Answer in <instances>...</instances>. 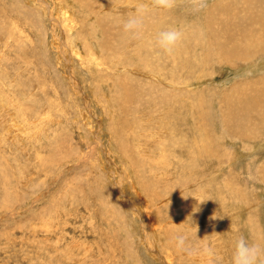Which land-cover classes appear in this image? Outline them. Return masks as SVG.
<instances>
[{"label": "rangeland", "instance_id": "obj_1", "mask_svg": "<svg viewBox=\"0 0 264 264\" xmlns=\"http://www.w3.org/2000/svg\"><path fill=\"white\" fill-rule=\"evenodd\" d=\"M142 1L0 0V264H231L241 236L264 247V112L245 110L264 101V50L204 59L220 21L259 19L264 0L152 10L128 46ZM195 227L214 261L175 251Z\"/></svg>", "mask_w": 264, "mask_h": 264}, {"label": "clouds", "instance_id": "obj_2", "mask_svg": "<svg viewBox=\"0 0 264 264\" xmlns=\"http://www.w3.org/2000/svg\"><path fill=\"white\" fill-rule=\"evenodd\" d=\"M206 3L207 0H150L149 5H142L136 8L135 15L122 21L123 31L130 38L139 39L144 26V17L150 11L172 10L174 8L184 7L187 8L190 14L197 15L206 7ZM183 35L184 34L180 30L174 28L160 31L155 37L154 46L164 53L171 54L177 44L182 40ZM193 35L202 39L204 37V32L203 30H199L198 32H194ZM175 188L177 187L172 188V190ZM188 196L191 195H182L185 199H187ZM207 200L208 199L197 200L198 204L193 207L190 218L191 215L200 211L199 205L205 203ZM225 216L227 215H217L215 211L210 219H223ZM194 236L195 239H193V235L189 232L177 230L171 238V243L175 251L184 254L189 259L208 258L214 261L216 255L214 247L197 237V227H195ZM231 264H264V247L259 244H250L241 236L235 241Z\"/></svg>", "mask_w": 264, "mask_h": 264}, {"label": "bare ground", "instance_id": "obj_3", "mask_svg": "<svg viewBox=\"0 0 264 264\" xmlns=\"http://www.w3.org/2000/svg\"><path fill=\"white\" fill-rule=\"evenodd\" d=\"M107 1V0H106ZM115 1V0H114ZM139 0H135V2H138ZM227 1V0H226ZM233 1V0H232ZM251 1V0H250ZM254 1V0H253ZM117 2V1H116ZM131 2V1H130ZM129 2V3H130ZM141 2V1H140ZM223 2V1H222ZM255 2V1H254ZM88 3V2H87ZM242 3V2H241ZM131 4V3H130ZM134 4V3H133ZM145 4V3H144ZM230 4V3H229ZM238 4V3H237ZM105 5V4H104ZM143 5V1L142 4H140V6ZM134 6V5H133ZM139 6V7H140ZM219 6V5H218ZM126 7V6H125ZM248 7V6H247ZM93 8V7H92ZM132 8V7H131ZM136 9V8H135ZM223 15L226 14V12L228 11V8L224 5V6H220L218 8ZM256 9V8H255ZM132 10V9H131ZM214 10V7H213ZM91 11V10H90ZM172 11V10H171ZM174 11V10H173ZM254 11V10H253ZM256 11L260 14L261 18L256 19L254 18V16L252 17V12H250L249 17H245L242 12H241V18L239 19L240 22H236L234 21H230V18L227 17V21L224 22L220 21L218 23V29L216 30V33L218 35H220L223 39V42H219L216 39H214L210 34H209V40L205 45L204 51H205V56L204 59H206V57H211L213 58L214 56L216 58H223L226 59L228 61L231 62H235L238 59H244V58H251L252 56H254L255 54H257L256 52H262L264 50V4L261 2L259 3ZM219 12V13H220ZM246 12V11H245ZM234 13V12H233ZM249 13V12H248ZM257 13V15H258ZM135 14V13H134ZM209 14V13H208ZM211 14V13H210ZM247 14V13H245ZM256 14V13H255ZM237 15V14H236ZM254 15V14H253ZM212 16V15H211ZM211 16L207 17V23L211 21L210 24H212V20H211ZM232 16V15H231ZM239 16V15H238ZM224 17V16H223ZM214 18V16H213ZM214 20V19H213ZM72 21L74 22V19L72 18ZM250 21V22H249ZM75 23V22H74ZM223 24V25H222ZM217 25V23H216ZM247 25L249 26V29H247ZM215 26V25H214ZM69 27V26H68ZM72 27H75L74 25ZM217 28V27H216ZM99 30V29H98ZM144 30V29H143ZM102 31V30H101ZM144 32V31H143ZM206 32V31H204ZM92 33V32H91ZM144 35V33H143ZM142 36V34H141ZM145 36V35H144ZM143 36V37H144ZM129 37V36H128ZM208 37V36H207ZM128 40V46L132 44V42L137 41L138 39H132L129 37ZM205 40V39H203ZM140 44V43H139ZM140 47V46H139ZM123 48V47H122ZM125 48V47H124ZM123 48V49H124ZM111 49V47H110ZM138 49V48H137ZM135 49L134 51L132 50V52H134L135 56L134 59L138 62V64L143 65L142 67H144L146 69V71H150L149 69H152L153 66L149 65V63H152L153 61H151L152 59H150L147 55L146 56H140L138 54V51ZM91 51V50H90ZM121 51V50H120ZM183 51V50H182ZM116 51H114L115 53ZM117 53V52H116ZM124 53V51H123ZM140 53V51H139ZM121 55V54H120ZM129 55V54H128ZM133 55V54H132ZM152 55V54H151ZM119 56V54H118ZM173 56V55H172ZM184 57V55H183ZM131 59L132 56L130 57ZM132 61H135V60ZM174 59V58H173ZM91 60V59H90ZM121 60V59H120ZM122 61V60H121ZM131 61V60H130ZM167 61V60H165ZM159 65H161V61L157 62ZM163 62V61H162ZM173 63V62H172ZM171 63V64H172ZM188 63V62H187ZM190 63V62H189ZM135 64V63H134ZM176 64V63H175ZM153 65V64H152ZM166 65V64H165ZM194 65H196L194 63ZM126 66V64H125ZM138 66V65H137ZM188 66V65H187ZM139 67V66H138ZM161 67V66H160ZM143 69V68H142ZM152 72V71H150ZM155 74V73H154ZM261 77V76H260ZM259 77V78H260ZM262 78V77H261ZM264 80V79H263ZM257 95V92L255 93ZM248 96V95H247ZM264 96V95H262ZM264 98V97H263ZM258 101V102H257ZM257 101H254V99L249 100V103L247 102L249 108L246 106L245 110L246 111H251L252 109H257L258 108V104H261L262 106V112H264V101L261 102V99L257 98ZM261 102V103H260ZM232 111V113H237V111H233L232 109L230 110ZM258 115V116H257ZM257 115L255 114L254 116H251L252 119L254 118H260V117H264V114H260L257 113ZM228 118V116H227ZM242 119V118H241ZM261 120H263V118H260ZM234 123V122H233ZM230 124V123H229ZM228 126V125H227ZM231 132V131H230ZM232 133V132H231ZM237 135V134H236ZM244 135V134H243ZM240 135V136H243ZM156 137V136H155ZM159 137V135H158ZM157 137V139H158ZM246 137V134H245ZM160 138V137H159ZM162 138H160L161 140ZM162 141V140H161ZM206 146H204L205 148ZM255 201V200H254ZM258 202V201H257ZM261 203V202H260ZM150 205H147V208ZM258 210V209H257ZM150 214V213H149ZM152 221V220H151Z\"/></svg>", "mask_w": 264, "mask_h": 264}]
</instances>
